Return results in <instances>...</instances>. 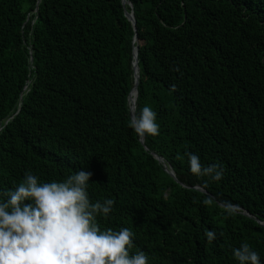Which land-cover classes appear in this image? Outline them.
Returning <instances> with one entry per match:
<instances>
[{"label":"trees","instance_id":"1","mask_svg":"<svg viewBox=\"0 0 264 264\" xmlns=\"http://www.w3.org/2000/svg\"><path fill=\"white\" fill-rule=\"evenodd\" d=\"M125 1L0 0V194L84 168L91 199L115 200L101 227L130 228L148 264H236L242 242L264 264V0ZM131 103L159 135L139 141Z\"/></svg>","mask_w":264,"mask_h":264},{"label":"clouds","instance_id":"2","mask_svg":"<svg viewBox=\"0 0 264 264\" xmlns=\"http://www.w3.org/2000/svg\"><path fill=\"white\" fill-rule=\"evenodd\" d=\"M156 117L145 105L129 120V127L138 139L155 137L160 128ZM183 155L194 177L222 180L219 164L205 165L190 151ZM91 176L81 168L61 179L43 181L26 170L14 188L0 194V264H148L143 251L132 252L130 228L101 227L99 220L110 217L115 200L93 201ZM217 206L225 216L236 214L237 206L229 200ZM216 235L214 230L205 232L208 241ZM231 251L236 264H261L258 252L246 242Z\"/></svg>","mask_w":264,"mask_h":264},{"label":"water","instance_id":"3","mask_svg":"<svg viewBox=\"0 0 264 264\" xmlns=\"http://www.w3.org/2000/svg\"><path fill=\"white\" fill-rule=\"evenodd\" d=\"M121 4L124 7V5L126 4V1L125 0H121ZM129 6L131 7L130 4H129ZM124 16L127 18L128 21H130L131 25L134 26L135 22H134L132 13L131 12L130 13H127L125 11L124 12ZM133 41H135V36L133 38ZM136 49H137L136 47L133 48V63H132V69L134 71V77H133V81L134 82H133L132 88L130 89V91L128 93V96H129L131 90L134 89L135 90V97H136V85H137V79H138V75H137L138 69H137V66H136V63H137V59H136V53H137V51H136ZM128 96H127V99H128ZM129 115H130V118H133L134 117V104H133L132 108L129 107ZM139 141L142 143L143 139H139ZM153 156L158 160V162H162V160L159 157H157L155 154H153ZM163 167H164L165 172L168 173V175H170L172 178H174V174L171 171V169L168 166H165V165ZM196 189H198L199 191L203 192V190L200 189V188H196ZM243 214L250 217V215L248 213H246V212H243ZM259 223L261 225H264V222H259Z\"/></svg>","mask_w":264,"mask_h":264},{"label":"bare ground","instance_id":"4","mask_svg":"<svg viewBox=\"0 0 264 264\" xmlns=\"http://www.w3.org/2000/svg\"><path fill=\"white\" fill-rule=\"evenodd\" d=\"M131 95L134 97V95H135V90H134V89H133V91H132ZM130 99H131V98H130ZM130 108H132V103H131V106H130Z\"/></svg>","mask_w":264,"mask_h":264}]
</instances>
